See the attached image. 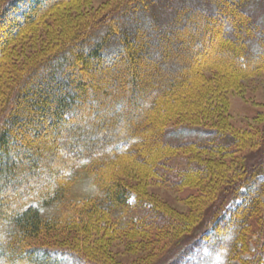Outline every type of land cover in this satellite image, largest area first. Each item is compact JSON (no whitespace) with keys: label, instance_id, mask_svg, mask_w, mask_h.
I'll use <instances>...</instances> for the list:
<instances>
[{"label":"trees","instance_id":"obj_1","mask_svg":"<svg viewBox=\"0 0 264 264\" xmlns=\"http://www.w3.org/2000/svg\"><path fill=\"white\" fill-rule=\"evenodd\" d=\"M79 1L0 0V260L113 264L106 241L124 237L166 250L142 264H264V126L228 111L264 76V0H120L19 67ZM76 165L97 192L66 203ZM153 181L191 190L189 215L146 196Z\"/></svg>","mask_w":264,"mask_h":264},{"label":"rangeland","instance_id":"obj_2","mask_svg":"<svg viewBox=\"0 0 264 264\" xmlns=\"http://www.w3.org/2000/svg\"><path fill=\"white\" fill-rule=\"evenodd\" d=\"M120 0H81L69 7V11L64 13L61 18L50 19L48 25L39 29L35 35H30L29 39L21 45L23 49H16V62L20 63L19 67L25 66L42 56L46 49L49 47L46 45L47 38L52 35L55 30L58 33L68 32L72 28L79 26L82 23H92L94 19H101L107 11L114 7ZM97 22L95 21L94 24ZM84 26V24H83ZM216 50L208 49L207 53L211 54ZM217 61V57L211 58V62ZM149 64V59L144 58L141 63L140 73L146 69ZM17 65V64H16ZM37 86V85H36ZM240 90L236 92H230L228 95L229 100V114L230 123L234 128L245 129V128H257L263 127L260 121L254 119L257 115L264 113V76H256L247 81L240 82ZM259 117V116H258ZM250 162L254 163L259 159L257 154L250 156ZM261 159V158H260ZM224 162H228V159ZM72 175L76 176L75 185L71 191L69 197L66 198V203H75L84 200L86 197L96 194V189L93 187L91 177L84 171L83 167L76 165L70 171ZM134 184H136L134 182ZM144 192L146 196L153 198L154 200L170 206L176 212L184 215H189L192 211L190 201L188 197L192 192L189 189H182L181 191H175L168 189L164 186L158 185L156 182L149 183L145 187ZM45 214L54 215L53 208H45ZM139 238H134L131 242L126 240L124 237H113L106 241V249L109 252V256L112 259L113 264H142L149 261H153L159 255L158 252L162 251L164 247L161 245H150L144 242H139ZM43 241H36L34 243H43ZM70 242V239L67 240ZM142 245V247H138ZM166 250L164 249V252ZM208 254V251L205 253ZM207 256V255H205ZM246 258V256H243ZM201 258L203 260H201ZM200 258L201 262L195 259L196 264H218L221 260L220 257L216 256L214 261L204 260V256ZM165 260V258L163 259ZM164 262V261H163ZM162 262V263H163ZM0 264H6L0 260ZM239 264V262H234Z\"/></svg>","mask_w":264,"mask_h":264}]
</instances>
